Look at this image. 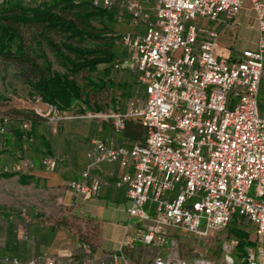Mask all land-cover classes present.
Instances as JSON below:
<instances>
[{"label": "built area", "instance_id": "obj_1", "mask_svg": "<svg viewBox=\"0 0 264 264\" xmlns=\"http://www.w3.org/2000/svg\"><path fill=\"white\" fill-rule=\"evenodd\" d=\"M93 2L107 9L124 5L132 25L144 27L123 34L127 56L116 68L137 74L145 97L126 112L71 117L105 118L116 132L138 117L145 138L131 145L93 138L88 162L68 188L78 201L99 196L104 182L98 171L119 164L116 186L126 188L130 223L119 252L96 258V243L77 240L66 261L36 255L25 264H138L130 256L137 245L143 253L155 249L152 264H214L203 256L181 257L174 232L208 236L227 230L236 217L262 242L248 250L247 264H264V0H156L153 11L140 0ZM246 4L257 15V46L220 53L222 34L238 27ZM46 104L48 112L39 114L55 122L59 111ZM59 161L46 155L41 164L54 172ZM22 166L30 170L35 163ZM21 233L29 238V229ZM236 244L224 243L225 264H235ZM5 261L23 262L18 256Z\"/></svg>", "mask_w": 264, "mask_h": 264}, {"label": "rangeland", "instance_id": "obj_2", "mask_svg": "<svg viewBox=\"0 0 264 264\" xmlns=\"http://www.w3.org/2000/svg\"><path fill=\"white\" fill-rule=\"evenodd\" d=\"M140 1L146 9L153 11L156 0ZM113 11L118 16L107 22L109 26L115 29L112 33L123 35L129 32H144L143 26L132 25L130 15L124 5L114 6ZM239 16L242 19V24L239 26L234 42L232 38H228V41L220 38L223 42L222 46L225 48H229L234 43L235 46L229 48L232 54L247 48H254L257 38V15L254 9L246 4ZM21 33L25 38L26 46L28 43L35 46L32 40V36L35 34L34 28L25 26L21 28ZM115 52L118 60H123L127 56V49L121 41L116 44ZM47 53L53 61V66L58 67L59 65L49 48H47ZM35 73L36 69L33 65L22 62L19 58L0 59V95L3 96L0 99V169L33 173L35 168H41L40 163L45 154L40 145L37 148L34 146L40 142V137L51 143V154L58 157L61 162L59 167L49 174H54L56 177L53 182L47 180L48 178L41 177V182L36 186L35 183L20 184L18 176L0 179V205L7 208L5 212H0V253L1 243L5 239L10 242L11 247L17 250L18 247L29 246L28 244L32 243L33 238L34 240L42 237L47 239L50 234H55L59 230L65 231L64 228L77 229L81 222L73 214L72 202L68 201L70 190L67 181L75 177L78 171L83 168L86 149L90 146L93 138H105L112 135L117 143L124 144L121 143L124 131H114L112 122L105 118H75L71 116L86 115L87 112H58L56 115L58 119L52 122L48 117L39 114L40 110L48 112L49 106L40 100L33 99L29 94L30 87L27 78L36 76ZM98 76L106 80L107 87H104L102 94L93 95L92 99L101 104L105 102L109 107L96 110L97 113L108 115L113 111L126 112L133 103L136 105L139 100L145 97L144 88L138 80V75L134 72L114 68L111 75L105 78L104 72L99 71V73L94 74V81H99ZM112 98H115L116 102L113 107H110ZM259 102L260 104L264 103V76L259 93ZM90 109L94 110V108ZM25 123L29 125V128L24 127ZM33 123H36L37 129L34 137H31L27 132L31 130ZM102 125H105L104 131L101 130ZM17 131H24L21 147L16 136ZM9 137L13 140L7 146ZM24 160L34 161L35 168L24 169L22 166ZM36 173L42 174L40 171ZM129 205L128 202V208ZM109 206L102 211L103 221L113 224L115 221L113 218L118 216L114 210L116 205L113 206L114 209H110ZM65 216L68 218L64 219ZM244 227L249 229L251 225H244ZM28 228L30 236L26 241L23 240L21 232ZM106 228L108 230L103 233V246L106 247L107 244L109 246L120 244L121 246L124 233L120 235V231L119 233L111 231V226ZM174 235L176 248L181 257L191 259L195 256H203L214 261V264H225L223 245L232 239L229 237V230L212 233L208 236H198L181 230L175 231ZM251 237L253 241L256 239L253 227ZM260 244H262L261 241H256V245ZM155 256L156 251L152 249L146 253L141 250V253L137 255L134 252L132 258L137 257L138 261L145 264L151 263ZM233 256L235 262H241L242 259L236 253ZM1 264L12 263L4 262Z\"/></svg>", "mask_w": 264, "mask_h": 264}, {"label": "trees", "instance_id": "obj_3", "mask_svg": "<svg viewBox=\"0 0 264 264\" xmlns=\"http://www.w3.org/2000/svg\"><path fill=\"white\" fill-rule=\"evenodd\" d=\"M117 16L113 9L96 6L93 0H0V59L19 58L34 66L36 76L27 78L29 94L33 99L52 105L60 113L97 112L96 110L109 107L105 102L101 104L92 99L93 95L103 93L107 82L99 76V81L96 82L93 76L102 71L105 78H108L112 70L117 69L116 64L119 62L115 47L122 42L123 35L112 33L115 29L107 24ZM25 26L35 29L32 36L35 46L32 43L26 46L21 33V28ZM47 48L52 52L58 67L53 66ZM111 100L110 107H113L116 101L115 98ZM36 129V123H33L27 133L34 137ZM123 131V135L134 142L145 138V131L138 117L128 118ZM16 136L20 145L24 131H17ZM11 140L13 139L9 137L7 146ZM39 145L44 156L52 155L49 141L40 137V142L34 146L37 148ZM15 176L24 185L39 180L29 172L0 169V179ZM6 209V206L0 205V212H5ZM80 222L77 229L73 228L77 239L98 242V224L93 221L86 223L81 219ZM244 225L251 224L236 217L227 229L229 237L237 240L233 255L236 253L242 259L235 264H247L248 250L257 246V240L253 241L251 237L253 226L247 229Z\"/></svg>", "mask_w": 264, "mask_h": 264}, {"label": "crops", "instance_id": "obj_4", "mask_svg": "<svg viewBox=\"0 0 264 264\" xmlns=\"http://www.w3.org/2000/svg\"><path fill=\"white\" fill-rule=\"evenodd\" d=\"M238 21H239L238 27L234 31H225L222 34L221 38L227 41H228V38H232L234 42V38H236L237 36L239 26L240 24H242V19L240 16H239ZM257 41H258V29H257V38L255 41L254 48L257 46ZM222 45H223V42L220 39V46L218 49L219 52L232 55L230 49L235 46L234 43L230 45L229 47L230 49L225 48ZM260 105H262L261 107L264 108V103H261ZM104 128H105V125H102L101 130L104 131ZM121 143L131 145L134 143V141L128 139V137L123 135V141L121 140ZM89 145L91 146V143ZM90 146H88L86 149V153L84 156L85 163H84L83 168L80 171H78V173L72 179L79 178L80 172L85 168L88 162L87 153H88ZM60 162L61 160L59 161L58 167L60 165ZM35 169H36L35 172L33 173L31 172V173L34 174L39 179L35 183L36 186L39 185V183L41 182V177L48 178L47 180L52 181V182H53V179L56 178L54 174L49 175L50 172H46L42 164H41V168H35ZM37 171H40L42 174L39 175L38 173H36ZM98 172H99V175L102 181L104 182L102 192L99 196L92 197L87 201H78L73 198L71 192L68 193L69 194L68 196H70L68 197L69 198L68 201L72 202L71 204L74 207L73 214H75L81 220H84L86 223L88 221H91V222L93 221L97 223L99 226L100 238L98 242L96 243V248L94 249V256L96 258H100L105 253H108V252H119L120 247H121L120 244H118L117 246H109L108 244L106 247L103 246V242H104L103 233H105V230L106 231L108 230L106 227L111 226V229H110L111 231H117L118 233L120 231V235H121V233L125 234V230L130 223V217L128 214V202L129 201L127 199L126 188L125 187L118 188L116 186V179L122 172L121 167L119 166V164H104L102 165L101 169ZM72 179H69L67 182H69ZM114 205H116L115 209L113 207ZM108 206L110 207V209H114L116 211V214L118 215L113 218L115 220L113 223L114 225L112 224V222L108 223V222L103 221L104 218H103L102 211L103 209H107ZM67 218H68L67 216L64 217V219H67ZM64 230L65 231H60V230L58 232L54 231L55 234H52V235L50 234L47 239L42 237L41 239L34 240L33 238L31 241L32 243L28 244L29 246L26 245L24 247H18L17 250L11 247L10 242L7 239H5V241L1 243L0 263L5 262V259L7 257L18 256L23 261L21 264H25L26 260H29L30 258L36 255H43L46 257L54 256L57 258H62L64 259V261H66L67 256L74 249L75 244L78 239L75 234V230L73 228H70V229L64 228ZM29 236H30V233H29ZM34 241H37V242L35 243ZM142 247H143L142 245H137V247L130 252V256L132 257L134 252H135V255L140 254L141 250H143ZM134 258L137 260H135ZM134 258H132L134 261L141 262V261H138L137 257H134ZM148 264H152V263H148Z\"/></svg>", "mask_w": 264, "mask_h": 264}]
</instances>
